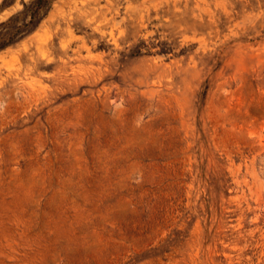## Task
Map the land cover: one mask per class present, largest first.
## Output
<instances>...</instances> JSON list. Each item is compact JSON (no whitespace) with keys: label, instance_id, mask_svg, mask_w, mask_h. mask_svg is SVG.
Instances as JSON below:
<instances>
[{"label":"rangeland","instance_id":"rangeland-1","mask_svg":"<svg viewBox=\"0 0 264 264\" xmlns=\"http://www.w3.org/2000/svg\"><path fill=\"white\" fill-rule=\"evenodd\" d=\"M15 32L0 264H264V0H0Z\"/></svg>","mask_w":264,"mask_h":264},{"label":"trees","instance_id":"trees-1","mask_svg":"<svg viewBox=\"0 0 264 264\" xmlns=\"http://www.w3.org/2000/svg\"><path fill=\"white\" fill-rule=\"evenodd\" d=\"M32 16L34 17V15H32ZM9 22H11V20ZM13 34L14 35L9 38V41H6V42H4L3 44L0 45V49L3 48V47H6L7 45H9L10 43H12L15 40V35L17 34V32H15Z\"/></svg>","mask_w":264,"mask_h":264}]
</instances>
